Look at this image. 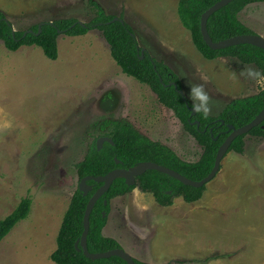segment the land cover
I'll return each instance as SVG.
<instances>
[{
    "label": "rangeland",
    "instance_id": "rangeland-1",
    "mask_svg": "<svg viewBox=\"0 0 264 264\" xmlns=\"http://www.w3.org/2000/svg\"><path fill=\"white\" fill-rule=\"evenodd\" d=\"M94 1L131 25L140 55L147 51L166 63L196 107L201 101L193 89H202L209 115L218 116L235 95L263 89L257 65L200 53L180 19V0ZM263 2L239 15L262 36ZM0 9L16 31L66 18L89 23L95 16L91 0H0ZM57 42L58 58L53 60L40 46L10 51L0 40V220L22 199H32L27 217L0 242V264H57L51 254L79 188L76 164L105 119H125L189 162L198 161L204 151L149 85L123 71L102 30L77 35L63 31ZM250 70L260 75L250 76ZM244 139V152L229 150L203 192L210 204L212 199L227 201L224 212L215 207L204 213L205 221H195L197 213L191 214L189 205L201 199L194 203L179 196L164 206L152 193L135 188L111 201L104 235L115 237L128 252L134 249L133 256L157 264H264V137L248 133ZM228 203L237 206L227 208ZM145 226L151 228L144 234ZM146 241L150 254L143 250Z\"/></svg>",
    "mask_w": 264,
    "mask_h": 264
},
{
    "label": "trees",
    "instance_id": "trees-1",
    "mask_svg": "<svg viewBox=\"0 0 264 264\" xmlns=\"http://www.w3.org/2000/svg\"><path fill=\"white\" fill-rule=\"evenodd\" d=\"M218 1L180 0L178 13L182 24L191 31L193 41L204 57L208 59L237 57L245 64L257 65L264 79V49L251 44H240L217 50L212 49L204 41L201 33V16ZM257 1L263 0H234L215 12L208 21V30L213 40L220 41L240 34H254L252 29L240 20L239 14L249 4ZM91 5L95 16L89 23H82L76 18H66L43 22L26 31L14 30L11 21L0 9V40L10 51H16L24 45L40 46L45 55L54 60L58 58L57 38L60 32L77 35L85 34L93 28L102 30L113 58L123 71L141 83L149 85L157 93L160 102L174 111L184 127L203 146L204 151L198 161H186L168 145L142 134L125 119L110 117L100 124L98 134L89 145L84 159L76 164L80 181L88 175H105L115 168H131L146 161L168 166L194 180L203 179L211 172L218 149L229 135L228 125L232 124L237 128L244 126L264 108V87L255 95L232 100L218 116L208 113L205 115L203 111H196L193 114L192 107H197L179 91L183 90L180 77L166 63L155 59L147 51L141 58L135 32L122 17L114 21L115 15L107 14L94 0H91ZM197 121L200 122V126L197 125ZM249 133L264 137V121ZM103 136L110 137L113 143L107 141L98 149L97 141ZM244 138L245 135L238 136L229 150L243 153ZM88 183L95 184L88 195H84L78 188L71 199L58 232L57 248L51 254V258L57 264H127L120 256L90 259L75 246L84 229V213L88 201L101 185L94 180ZM135 188L152 193L159 204L168 206L179 196L188 202H196L202 198L206 186L196 188L186 185L158 170L146 171L137 176L135 182L131 184L126 183L125 178L116 179L109 191L99 199L91 215L88 247L92 253L122 248L115 238L103 234V228L107 223V216L103 215V211L108 214L112 198L132 192ZM31 204V197L22 199L13 213L0 220V242L20 220L27 217ZM133 259L135 264H147L137 258Z\"/></svg>",
    "mask_w": 264,
    "mask_h": 264
},
{
    "label": "water",
    "instance_id": "water-1",
    "mask_svg": "<svg viewBox=\"0 0 264 264\" xmlns=\"http://www.w3.org/2000/svg\"><path fill=\"white\" fill-rule=\"evenodd\" d=\"M234 0H219L211 7H209L201 16V33L203 35L204 41L212 48V49H224L235 45L240 44H251L257 47L264 49V36L259 34H240L236 35L224 40L214 41L211 37L209 30H208V21L209 18L221 8L227 6L229 3L233 2ZM118 18L115 17L114 21ZM41 31V25L39 27V32ZM144 57V53L142 54L141 58ZM183 93V90H179ZM193 114L196 113V108L192 107ZM264 121V108L262 111L249 123L241 127H235L232 124H229L228 131L229 135L223 141L221 146L218 149L214 166L211 172L201 180H194L191 179L184 174L178 172L175 169H172L168 166L159 164L154 161H146L142 162L134 167L131 168H115L109 171L105 175L93 176L88 175L81 179L79 183V189L83 192L84 195H88L90 191L93 189V186L88 183L90 180H94L97 183H102V185L93 193L90 197L88 204L85 209L84 213V229L82 232L81 237L76 241L75 246L78 251H82L86 257L96 260V259H103L109 258L112 256H120L124 260L127 261V264H135L134 259L130 252L125 250L124 248H115L104 252H97L92 253L88 247V235L90 232L91 227V215L94 210L95 205L97 204L98 200L109 191L110 187L112 186L113 182L118 178H125L126 183L131 184L134 183L137 176L144 174L148 170H158L160 172L166 173L175 179L181 181L186 185H190L196 188L203 187L208 182L216 177L218 172L221 169V163L225 155L228 153L231 144L233 141L241 135L248 134L254 127L260 125ZM224 123V122H223ZM197 125L200 126V122L197 121ZM217 138V137H216ZM113 143V140L110 137L103 136L100 137L97 141L98 149H101L105 142ZM118 162V160H117Z\"/></svg>",
    "mask_w": 264,
    "mask_h": 264
},
{
    "label": "crops",
    "instance_id": "crops-1",
    "mask_svg": "<svg viewBox=\"0 0 264 264\" xmlns=\"http://www.w3.org/2000/svg\"><path fill=\"white\" fill-rule=\"evenodd\" d=\"M264 1V0H263ZM263 1H260V2H263ZM255 3H259V1H257V2H254V3H251V4H249V5H253V4H255ZM264 3V2H263ZM248 5V6H249ZM179 6V5H178ZM247 8V7H246ZM240 15V14H239ZM240 17V16H239ZM240 20L243 22V20L240 18ZM244 23V22H243ZM193 39V38H192ZM194 42V41H193ZM201 53V52H200ZM202 54V53H201ZM203 55V54H202ZM204 56V55H203ZM233 59V58H232ZM255 94H257V93H254V94H246V95H242V97H247V96H251V95H255ZM236 97L235 98H229V100H228V103H230L232 100H234V99H237V98H242V97H240V96H237V95H235ZM227 103V104H228ZM227 104H226V106H227ZM225 106V107H226ZM224 107V108H225ZM224 110V109H223ZM221 113V112H220ZM139 190V189H138ZM140 191V190H139ZM207 200H209V199H207V198H201V200H199L198 201V204H193V205H189V207L190 208H192V209H194L192 212H191V214H193V213H197V216H196V218H195V221H199V220H202V221H205L206 219L203 217V215H204V213L205 214H208V213H210L211 212V210H212V212H213V209L215 208V207H220L221 208V211H223L224 212V210H223V206H224V204L227 202V201H224L225 203L223 204H219V202H222V200H218V202H217V200L216 199H212V200H210V202H211V204L210 203H208L207 202ZM194 203H196V202H194ZM200 203H201V209H197V207H200ZM210 205H213V207H209ZM237 206V204H234V203H228V205H227V208L228 207H231V206ZM213 208V209H212ZM196 209V210H195ZM189 215L190 214H187V217L189 218ZM171 217V216H170ZM186 218V217H185ZM135 225V224H134ZM136 227H138V225H135ZM150 228L151 227H143L142 228V230H143V233L145 234V233H147V232H149L150 231ZM178 231V230H177ZM105 232H106V230H105ZM111 237H112V235H110ZM138 237H141V235H139ZM113 238H115V237H113ZM145 239L147 240V234H146V236H145ZM144 239V240H145ZM144 245H143V250H145V248L148 250V252H149V254L151 253V246H150V244L146 241L145 243H143ZM150 246V247H149ZM128 250V249H127ZM146 251V250H145ZM130 253H131V255L133 256L134 255V249H132V250H130L129 251ZM144 253V252H143ZM133 257H137V256H133ZM138 259H141L142 261H144V262H146L147 264H157L155 261H152V260H150V258H143V257H137ZM164 258V257H163ZM188 258H190V257H188Z\"/></svg>",
    "mask_w": 264,
    "mask_h": 264
},
{
    "label": "clouds",
    "instance_id": "clouds-1",
    "mask_svg": "<svg viewBox=\"0 0 264 264\" xmlns=\"http://www.w3.org/2000/svg\"><path fill=\"white\" fill-rule=\"evenodd\" d=\"M249 75L250 76H253V77H256V76H259L260 73L258 72H253V71H249ZM195 95L199 98V100L201 101V104L199 107L196 108V111H203V113L205 115H207L209 109L207 107V101H208V97L205 93H203L202 89L200 88H195L193 89Z\"/></svg>",
    "mask_w": 264,
    "mask_h": 264
},
{
    "label": "flooded vegetation",
    "instance_id": "flooded-vegetation-1",
    "mask_svg": "<svg viewBox=\"0 0 264 264\" xmlns=\"http://www.w3.org/2000/svg\"><path fill=\"white\" fill-rule=\"evenodd\" d=\"M118 168H119V167H118ZM120 168H121V167H120ZM122 168H123V167H122ZM96 183H97V182H96ZM91 185H92L93 188H94V185H95V184H91ZM101 185H102V183H101ZM101 185H100V186H101ZM110 188H111V187H110ZM124 195H125V194H124ZM119 196H120V195H119ZM116 197H117V196H116ZM114 198H115V197H114ZM114 198H112L111 201H112ZM98 201H99V200H98ZM105 203H106V201H105ZM110 205H111V202H110ZM103 215H104V216H108V214H107L106 211H103ZM106 227H107V223H106V225H105L104 228H103V229H104L103 234H105ZM105 236H107V235H105ZM107 237H111V236H107ZM112 238H113V237H112ZM122 248H123V247H122ZM126 249H127V248H126ZM132 257H133V256H132ZM134 258H135V257H134ZM139 260H140V259H139Z\"/></svg>",
    "mask_w": 264,
    "mask_h": 264
}]
</instances>
